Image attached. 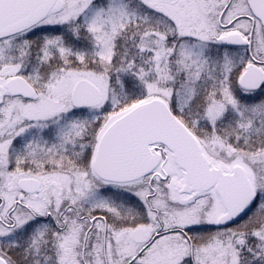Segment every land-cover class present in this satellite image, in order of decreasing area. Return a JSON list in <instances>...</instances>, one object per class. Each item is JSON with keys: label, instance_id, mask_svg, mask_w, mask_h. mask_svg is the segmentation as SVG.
<instances>
[{"label": "snow or ice", "instance_id": "obj_1", "mask_svg": "<svg viewBox=\"0 0 264 264\" xmlns=\"http://www.w3.org/2000/svg\"><path fill=\"white\" fill-rule=\"evenodd\" d=\"M0 264H264V0H0Z\"/></svg>", "mask_w": 264, "mask_h": 264}]
</instances>
